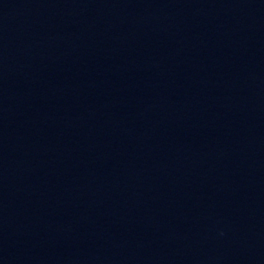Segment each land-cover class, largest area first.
<instances>
[{
  "label": "water",
  "instance_id": "95a60500",
  "mask_svg": "<svg viewBox=\"0 0 264 264\" xmlns=\"http://www.w3.org/2000/svg\"><path fill=\"white\" fill-rule=\"evenodd\" d=\"M0 264H264V0H0Z\"/></svg>",
  "mask_w": 264,
  "mask_h": 264
}]
</instances>
